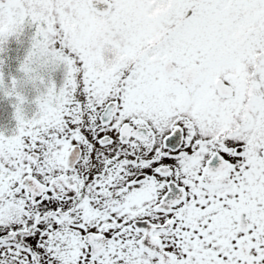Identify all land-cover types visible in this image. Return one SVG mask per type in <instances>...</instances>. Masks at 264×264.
Masks as SVG:
<instances>
[{"label": "rangeland", "instance_id": "1", "mask_svg": "<svg viewBox=\"0 0 264 264\" xmlns=\"http://www.w3.org/2000/svg\"><path fill=\"white\" fill-rule=\"evenodd\" d=\"M88 1L0 6V103L10 112L0 122V264H146L147 250L154 257L165 238L169 250H197L187 259L195 264H264V247H249V261L225 257L210 236L208 215L164 225L154 206L165 188L155 166L177 160L183 171L198 170L201 182L213 150L229 158L213 182L264 186L260 148L233 150L264 119V0H94L109 4L104 14ZM214 76L248 86L251 103L238 108L239 92L220 98ZM108 100L116 112L102 125L97 115ZM208 101L219 105L204 113ZM123 122L144 126L148 137L120 141ZM174 126L184 131L179 148L191 157L134 161L168 152L162 141ZM102 136L111 141L101 144ZM73 145L80 155L68 168ZM112 158L133 163L110 160L104 169ZM142 170L145 179L130 184ZM25 178L40 191L26 189ZM86 230L108 237L94 256Z\"/></svg>", "mask_w": 264, "mask_h": 264}, {"label": "flooded vegetation", "instance_id": "2", "mask_svg": "<svg viewBox=\"0 0 264 264\" xmlns=\"http://www.w3.org/2000/svg\"><path fill=\"white\" fill-rule=\"evenodd\" d=\"M10 2L8 0L5 2L7 4ZM212 87L214 88L215 92L220 98H230L236 96L239 92V107L243 105H247L251 103V95L248 93V86H245V89L241 90L235 86L234 83L231 81L221 79L218 76H214L211 79ZM247 80L245 81V83ZM244 86V84H243ZM108 103H112L115 107L116 112V103L114 100H108ZM104 107L99 111L97 115L98 122L102 125H107L108 123H101L100 122V114L101 111L106 107ZM264 114V109L262 110L261 116ZM234 115V114H233ZM113 117V116H112ZM235 119V118H233ZM236 120V119H235ZM246 122L248 119L243 118ZM256 130L249 136V140L246 138L243 144H239L233 148L234 153H246L249 148L252 147H259L262 151L261 157H264V136L262 135V130L264 129V119L255 122ZM129 124V129L127 131L128 139L126 141H131L132 139H145L148 137V131L144 126H134L131 123ZM247 124V123H246ZM175 128H179L181 140L180 144L176 148H171L167 146L165 140L167 142L168 136L172 133ZM139 130V131H137ZM144 133V135H143ZM142 135V136H141ZM118 139H119V132H118ZM101 144L107 143L111 141V138L108 136H102L97 139ZM120 140V139H119ZM121 141V140H120ZM182 141H184V131L179 126H174L173 129L167 133L162 141V145L165 149H168V152H163L159 156L154 159L146 160V159H139L134 160L135 162L139 163H146L157 165V161H161L162 157H170V159H178L183 158L182 155L186 157H191L192 154L186 152L184 149H180L179 146L181 145ZM125 142V141H122ZM177 149V150H176ZM175 150V151H173ZM167 151V150H166ZM225 150H213L210 155L208 156L207 160L213 155L218 154L220 157L224 159L225 164L218 169L217 171L210 170L206 166V162L204 166L206 167L207 171L202 177V181L200 182V177L198 174V170H194L193 168L190 170L183 171L182 167L178 165L177 160L175 161H165L161 163V165L155 166L154 172L155 175L162 176L164 178V192L159 198V200L154 204V206L160 211L161 214L164 215L163 224H172L175 222L179 226L180 222L184 220H191L194 217L198 220L204 221V216H209V231L210 236L213 242L218 246L219 243V251H222L225 257H238V258H246V261H249V258L253 255L252 249L249 247H256V251L260 247H264V186L262 184H245V185H233V182L230 180L223 181V182H213L212 178L217 177L222 172L225 171L226 166H229V158H227ZM175 153V154H174ZM239 155V154H236ZM115 160L119 161L116 158L108 159L106 164L104 165V169H107L108 161ZM120 162V161H119ZM133 163V160H129V163ZM135 163V164H137ZM165 166V169L159 170V167ZM245 171H243L244 173ZM144 170L140 171L136 175H132V181L130 180V184H136L141 182L147 176ZM229 174V172H227ZM230 176V174H229ZM173 182L177 186L181 188L183 191V196L180 200L173 202L172 204H164L160 206L162 199L168 192L169 183ZM249 182V181H248ZM252 183V182H251ZM178 188V187H177ZM180 190V189H179ZM193 194V196L191 195ZM191 201L187 210L183 211V203L187 202L190 198ZM206 214H203L205 213ZM200 215H203L200 216ZM200 216V217H198ZM195 220V219H194ZM159 221V220H158ZM156 223V222H155ZM234 225V230L230 229V226ZM242 225V228L241 226ZM176 226V227H178ZM255 226V230L249 236L247 235L249 231L253 229ZM194 228L196 225L194 224ZM205 230V229H204ZM91 231L86 230L84 231L83 237L88 245L89 255H96L100 253L101 250L92 254L90 251V245L85 239V233ZM93 232V231H92ZM95 233V232H94ZM96 234H103L98 232ZM104 235V234H103ZM184 232L183 230H176V237H183ZM245 236V237H244ZM107 237V236H106ZM189 243H191L192 239L187 237ZM182 241V240H177ZM108 242V237L107 241ZM248 242V243H247ZM254 244H253V243ZM105 243V244H106ZM168 240L166 238L163 241L161 250L156 248L155 252L157 253L154 257L151 256L150 250H147L149 253L148 261L146 264H184L188 258H193V252H187L183 249L182 245H177V248H169L167 247ZM251 243V244H250ZM85 247V245L83 246ZM197 247V244H196ZM205 252L207 249H202ZM256 253V252H255ZM200 257V256H199ZM155 260H154V259ZM242 260L239 259L237 264H242ZM187 262L190 261H186ZM191 264H195L190 262ZM249 263V262H248ZM246 263V264H248ZM256 264V263H255Z\"/></svg>", "mask_w": 264, "mask_h": 264}, {"label": "water", "instance_id": "3", "mask_svg": "<svg viewBox=\"0 0 264 264\" xmlns=\"http://www.w3.org/2000/svg\"><path fill=\"white\" fill-rule=\"evenodd\" d=\"M8 0H0V6L4 5L5 2ZM89 6L96 10L99 13H106L109 10V4L106 3L105 5L101 6L99 2L94 0L88 1ZM164 69L166 72H171L172 70V64H165ZM115 112V107L112 103H108L106 107L101 111L100 114V122L101 123H108L111 120L112 115ZM129 124L127 122H124L119 127V139L121 141H126L128 139L127 131L129 129ZM139 131V130H137ZM144 135V133H143ZM142 136V135H141ZM181 136L179 132V128H175L172 133L168 136L167 142L165 140V143L167 146L171 148H176L180 144ZM80 155V148L78 145H73L68 153L66 154V166L68 168H72L73 165L76 163ZM225 164L224 159L220 157L218 154H213L206 162V166L213 171H217ZM165 169V166L159 167V170ZM23 186L28 189L29 191L33 193H38L40 191V187L35 184L34 180L31 178H25L23 182ZM178 187V188H177ZM180 189V190H179ZM183 196V191H181V188L174 184L173 182L169 183L168 192L162 199V202L160 203V206H163L164 204H172L173 202H176L180 200ZM242 228V225H240ZM11 234H4L2 237L6 238L10 236ZM85 239L90 245V251L92 254L98 252L103 248L107 241V237L103 234H96L92 231H88L85 233Z\"/></svg>", "mask_w": 264, "mask_h": 264}, {"label": "trees", "instance_id": "4", "mask_svg": "<svg viewBox=\"0 0 264 264\" xmlns=\"http://www.w3.org/2000/svg\"><path fill=\"white\" fill-rule=\"evenodd\" d=\"M5 104H1L0 103V108L2 107L3 109H4V111H2V110H0V122L1 121H4V120H6V116H8L9 115V105H8V103H6V106H4ZM1 108V109H2ZM6 108V109H5ZM8 114V115H7ZM63 180H65L66 181V178L65 177H61ZM26 231V230H25ZM21 242V241H20ZM24 243V245H25V247H27L29 250H32V247L29 245V244H27V243H25V242H23ZM33 251V250H32Z\"/></svg>", "mask_w": 264, "mask_h": 264}, {"label": "bare ground", "instance_id": "5", "mask_svg": "<svg viewBox=\"0 0 264 264\" xmlns=\"http://www.w3.org/2000/svg\"><path fill=\"white\" fill-rule=\"evenodd\" d=\"M236 52H237V49L234 48V49H233V53H236ZM231 55H233V54H231ZM218 105H219V103H218L217 101H214V102H212V101H208V102H206V103L203 104V107H204V108H203V111H204V113H207V112H209V110L212 109V107H218ZM150 110H151V109H148V112H149ZM201 112H202V111H199V113H201ZM194 117H196V115H195ZM38 139L42 140L43 138L39 137ZM132 188L136 189L134 186H133Z\"/></svg>", "mask_w": 264, "mask_h": 264}]
</instances>
